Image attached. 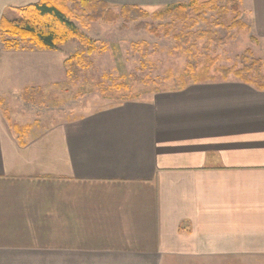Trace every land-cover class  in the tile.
<instances>
[{"label":"crops","instance_id":"crops-1","mask_svg":"<svg viewBox=\"0 0 264 264\" xmlns=\"http://www.w3.org/2000/svg\"><path fill=\"white\" fill-rule=\"evenodd\" d=\"M40 1L0 0V23ZM190 1L102 0L145 12ZM239 2L264 43V0ZM4 62L0 264H264V91L199 84L188 100L165 92L70 120L47 141L56 127L23 119L11 97L30 110L28 80Z\"/></svg>","mask_w":264,"mask_h":264},{"label":"rangeland","instance_id":"rangeland-1","mask_svg":"<svg viewBox=\"0 0 264 264\" xmlns=\"http://www.w3.org/2000/svg\"><path fill=\"white\" fill-rule=\"evenodd\" d=\"M123 8L111 9L119 14ZM159 11L142 10L149 14V18L129 24H125L122 19L113 24L88 23L84 18L82 22L75 21L76 27L88 41L84 47L67 42L56 50H43L29 41L0 34V52L5 56L3 66L24 69L23 76L30 87L26 93V97L28 94L31 100L30 110L21 108L22 103L11 97L20 109L18 111L29 115L23 119H37L46 129L55 126L46 140L58 141L71 132L61 125L70 120L79 121L80 118L116 104L149 101L165 92L183 91L184 100L197 96L196 85L224 83L218 77V69L235 66L241 68L245 57H249L250 65H256V69L264 73V43L254 37L247 17L242 15L240 19L246 28L233 26L235 14L225 1L218 2L217 9L209 8L204 18L192 14L187 24L172 19L156 22L154 15ZM18 17L16 14L14 18ZM141 22L148 25V28L138 29ZM154 27L157 28L156 33L150 31ZM202 32L213 33L212 39L209 36L200 39L197 49L192 51L204 60V49L208 40H212L210 56L217 58V63L210 75L218 79L195 84L188 78L186 87L182 88L179 79L187 67L188 47L180 51L175 37L180 33L195 36ZM191 45L192 42L189 47ZM91 47L94 53L89 54L87 49ZM19 51H24V55L12 53ZM168 73H171L172 78L161 84ZM230 80L235 81V78L231 76ZM205 90L206 94H211L214 89L205 86Z\"/></svg>","mask_w":264,"mask_h":264},{"label":"trees","instance_id":"trees-1","mask_svg":"<svg viewBox=\"0 0 264 264\" xmlns=\"http://www.w3.org/2000/svg\"><path fill=\"white\" fill-rule=\"evenodd\" d=\"M220 1H225L235 14L233 26L246 28L245 24L240 21L242 12L239 0H191L187 4H178L162 9L154 15V21L166 22L172 19L187 24L191 21L192 14L196 13L204 18L209 8H218V2ZM82 18L88 23L113 24L122 19L125 24H129L138 20H146L149 18V14L142 12L138 7H124L117 14L102 0H41L37 4L20 9L19 17L13 21L2 19L0 33L29 41L43 50H56L67 42H74L84 47L88 44V41L74 23L75 21L82 22ZM166 26L168 27V25ZM146 28H148V25L145 23L141 22L139 24L138 29ZM150 31L156 33L157 28H151ZM208 36L212 39L213 33L202 32L195 36L189 33H180L175 37L177 48L180 51H183L185 46L188 47V50L186 49L187 67L179 79L182 88L186 87L188 78H191L195 84L218 79L210 75V71L215 68L217 63V58L210 56L212 40H208V44L204 49V60H201L200 56L192 51L197 49L196 46L200 39ZM191 42L192 45L189 47ZM87 51L92 54L94 48H88ZM75 58L79 59V57ZM254 62V64H257V61ZM255 66L249 64V57H245L241 68L236 66L223 67L218 69L217 74L221 78L220 81H230L231 76H233L235 81L239 83L251 85L257 90L264 91V73L260 69H256ZM200 67L202 68L200 69ZM171 78V73H168L166 79L160 83L165 84ZM25 131L26 128L17 131L19 142H22L23 135L21 133Z\"/></svg>","mask_w":264,"mask_h":264}]
</instances>
